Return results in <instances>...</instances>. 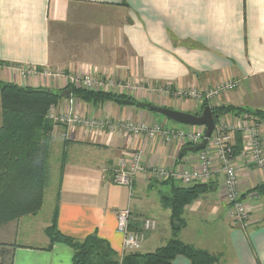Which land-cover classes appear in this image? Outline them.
<instances>
[{
  "label": "crops",
  "instance_id": "1",
  "mask_svg": "<svg viewBox=\"0 0 264 264\" xmlns=\"http://www.w3.org/2000/svg\"><path fill=\"white\" fill-rule=\"evenodd\" d=\"M16 67L35 68L39 73L24 79ZM45 70L60 76L46 77ZM83 75L108 81L107 93L130 96L136 104L198 116L204 104L161 95L157 88L205 90L237 81L238 88L215 99L212 107L264 112V0H0L1 83L59 92L68 87L71 76ZM136 104L94 103L66 95L51 114L71 110L86 120L185 128ZM251 120L261 124L264 134V121L247 112L226 114L216 121L217 130L227 126L232 132L240 189L255 212L251 226L244 231L229 219L219 184L222 176L214 177L208 191L186 205L182 214L177 238L213 254V264H264V194L256 191L264 183V171L241 159L244 134L240 128ZM52 136L61 156L55 172L49 162L45 192L54 179L56 205L43 221L37 214L0 228L1 262L73 264L74 251L69 246L55 243L48 250L46 229L56 212L61 233L77 240L97 233L120 261L131 252H154L173 238L167 199L174 187L187 186L159 180L150 169H188L197 152L182 154L178 142L166 145L107 127L97 132L83 124H56ZM138 150L147 171L139 175L132 190L115 184L117 169L127 165ZM126 209L131 211L132 232L139 231L144 219L157 224L144 234L136 251L124 248L118 231V213ZM173 264L191 262L178 256Z\"/></svg>",
  "mask_w": 264,
  "mask_h": 264
},
{
  "label": "trees",
  "instance_id": "2",
  "mask_svg": "<svg viewBox=\"0 0 264 264\" xmlns=\"http://www.w3.org/2000/svg\"><path fill=\"white\" fill-rule=\"evenodd\" d=\"M68 94L94 103L115 101L136 104L127 95L76 89L70 85L63 91L55 92L0 82V228L41 211L44 191L50 180L49 162L54 143L52 133L56 126L49 113ZM206 107L208 105L204 104L202 112ZM212 112L216 121L226 114L245 112L264 121L263 111L248 112L242 108L222 106L212 107ZM188 147L182 149V154L188 153ZM209 185L173 188L172 197L167 199L171 202L173 238L154 252H131L120 261L110 243L97 233L84 240L61 233L57 227V212L51 226L46 229L50 240L48 250L55 243L69 246L74 251L73 264H173L178 256L186 257L191 264H213L216 261L213 254L185 245L177 238L182 228L185 206L206 193ZM256 191L264 194V183Z\"/></svg>",
  "mask_w": 264,
  "mask_h": 264
},
{
  "label": "built area",
  "instance_id": "3",
  "mask_svg": "<svg viewBox=\"0 0 264 264\" xmlns=\"http://www.w3.org/2000/svg\"><path fill=\"white\" fill-rule=\"evenodd\" d=\"M15 69L24 79L39 73L35 68L16 67ZM42 75L46 77L60 76L59 73H51L48 70L43 71ZM69 85L76 89L81 88L94 92H108L111 88L108 81L98 76L89 75L71 76ZM237 88V81H228L205 90L198 88L174 90L172 87L161 86L157 88V92L161 95L174 96L181 100H196L202 104L206 103L212 108L211 104L215 99ZM49 118L56 124L68 126L83 124L97 132H101L102 129L107 127L110 130L117 131L119 134L141 137L144 140H160L166 145L178 142L182 148L201 144L205 139L206 133L204 127L186 126L184 129H178L160 125L149 126L145 123H134L131 121L86 120L71 110L57 115L51 114L50 111ZM240 130L244 134L243 150L241 152L242 161L246 165H251L264 171V134L261 124L251 120L249 125H243ZM231 133L227 126H224L221 130H217L216 127L212 137L208 140L206 148L200 151H193L198 153V157L188 169L174 171L166 168H152L150 172L159 180L179 181L186 186L210 184L213 182L214 177L222 176L219 184L228 209L229 219L234 225L246 231L252 224L253 213L255 212L251 205L245 201L244 194L240 189ZM146 171L147 167L144 164L142 152L138 150L131 155L130 162L127 165L123 164L117 169L113 181L119 186L132 190L136 179ZM130 218L131 211L129 209L118 213V231L124 237V248L129 251H136L144 241V234L155 230L157 224L153 219H144L139 231L132 232L130 231Z\"/></svg>",
  "mask_w": 264,
  "mask_h": 264
},
{
  "label": "water",
  "instance_id": "4",
  "mask_svg": "<svg viewBox=\"0 0 264 264\" xmlns=\"http://www.w3.org/2000/svg\"><path fill=\"white\" fill-rule=\"evenodd\" d=\"M71 95L68 94L69 98ZM138 108H147L150 111L160 114L169 120L184 125L192 127H204L206 130L205 139L203 142L197 146H191L187 148V151H200L206 148L208 140L212 137L216 130V119L213 115L212 108L206 107L201 115H193L181 111H176L170 108H163L158 106H152L145 103H137Z\"/></svg>",
  "mask_w": 264,
  "mask_h": 264
},
{
  "label": "rangeland",
  "instance_id": "5",
  "mask_svg": "<svg viewBox=\"0 0 264 264\" xmlns=\"http://www.w3.org/2000/svg\"><path fill=\"white\" fill-rule=\"evenodd\" d=\"M191 114H195V112H192ZM154 115L162 117L160 114L158 115L157 113L154 114ZM173 123L175 125H177V126H180V127H186L184 125H181V124H178V123H175V122H173ZM60 156H61L60 149L58 148V146L56 144L54 146V143H53L51 159H50V166H51L52 172H55L53 169L57 168V166H58V158H60ZM51 180H52V178H51ZM52 186L54 188H51ZM153 197H154V192H153L151 198H153ZM44 199H45V201H43V205H45V206L44 207L42 206L43 210L41 209V211H40L41 213L40 212L37 213V214H39L38 218L41 221L51 217L52 210H53V208L56 205V181H54V179H53V181L50 182L48 191L47 192L44 191ZM37 214L35 216H37ZM13 222H15V221H13ZM13 222H11V223H13ZM6 256L8 257L7 254H6ZM0 257H1V255H0ZM2 262L0 261V264Z\"/></svg>",
  "mask_w": 264,
  "mask_h": 264
}]
</instances>
